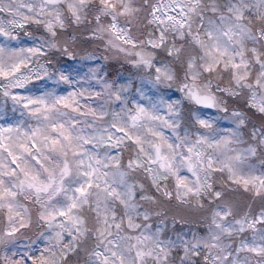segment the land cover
I'll list each match as a JSON object with an SVG mask.
<instances>
[{
  "label": "snow or ice",
  "instance_id": "snow-or-ice-1",
  "mask_svg": "<svg viewBox=\"0 0 264 264\" xmlns=\"http://www.w3.org/2000/svg\"><path fill=\"white\" fill-rule=\"evenodd\" d=\"M13 4L0 0V81L7 82L0 86V97L17 104L25 119L0 115V264H70L78 252L87 254L89 264H264V95L256 93L264 92V0H170L167 7L152 5L146 12L148 23L158 26L151 47L165 39L160 28H171L178 40L187 33L186 48L169 47L170 55L175 50L186 62L191 83L180 84L181 90L187 88L192 99L211 107L213 98L202 96L196 81L200 73H228L247 96V119L233 112L232 124L214 126L197 117L195 134L181 137L174 131L175 144L160 124L166 129L179 124L143 97L129 106L120 85L76 86L57 71L55 80L65 87L34 94L25 87L29 78L20 76L30 57L47 54L27 39L33 32L42 28L52 37L47 47H55L66 22L78 25L86 13L97 23L110 19L100 30L134 47L117 22V17L130 23L138 17L141 9L133 0ZM41 71L47 75L43 66ZM160 103L175 115L174 102ZM121 148L131 150L127 160ZM140 168L154 187L162 178L153 176L154 168L171 177L175 191L161 188L164 198H191L195 207L201 193L207 195L210 212L191 237L172 239L166 231L138 223L148 217L137 211L133 193L139 185L128 182V171ZM216 174L219 186L210 181ZM85 209L95 216L94 227ZM34 216L51 234L40 233V239L17 248Z\"/></svg>",
  "mask_w": 264,
  "mask_h": 264
},
{
  "label": "clouds",
  "instance_id": "clouds-1",
  "mask_svg": "<svg viewBox=\"0 0 264 264\" xmlns=\"http://www.w3.org/2000/svg\"><path fill=\"white\" fill-rule=\"evenodd\" d=\"M204 2L206 3V0ZM8 3L14 6L13 0H8ZM95 3L96 0H89L90 5ZM133 3L141 9L134 22L130 23L127 17H117V22L120 27L128 30L129 38L135 42L134 47L115 40L108 31L100 30L101 24L112 22L110 19L102 18L101 23H97L95 17L87 13L78 25L66 22L64 34L56 38L55 47H47L52 37L44 33L42 28L40 31L33 32L27 39L44 47L47 54L44 57L33 56L28 59L27 67L20 73V76L29 78L25 87L34 94L49 88L62 90L65 85L55 80L54 73L57 71L63 72L76 86L97 87V81L113 86L120 85L124 100L129 106L133 100L140 102L143 97L145 101L151 103L154 111L174 124H179V127L173 129H166L160 124V130L173 144L176 143L174 131L181 137L186 133L195 134V118L197 117L211 121L214 126L232 124L233 112H238L241 118L247 119V96L244 91L232 85L231 76L228 73H200L196 83L202 96L213 98L211 107H204V101L198 103L192 99L188 95L187 88L181 90L180 84L191 83L186 79L188 74L186 62L177 57L175 50L170 55L169 47L175 45L177 49L186 48L188 44L186 32L185 39L178 40L174 30L160 28L165 36L160 47L154 48L149 45L150 40L156 39L158 26L148 23L146 12L152 5L164 4L167 7L170 0H133ZM248 15L252 13L249 12ZM194 23L199 25L198 17L195 18ZM23 31L18 33L21 41L25 40ZM261 46L264 47V44ZM196 55L198 64L199 57L198 54ZM41 66L47 70V75L43 74ZM156 67H159V72L155 71ZM35 75H40L41 78L32 80L31 78ZM6 83L0 81V86H6ZM230 88L233 91H227ZM256 93L264 95L260 89H256ZM161 101L174 102L175 115H170L164 104L160 103ZM22 112L23 110L17 104L0 97V115L12 116L15 113L16 118L25 119ZM153 123L159 124V122ZM257 127H260L259 120H257ZM259 134L258 131L257 135ZM240 135L242 140H248L243 133ZM147 150L151 151L150 148ZM127 151L121 148L124 160L129 158ZM261 153L264 154V149H261ZM259 158L260 156L257 157ZM157 174L162 178L154 187L143 168L128 171V182L134 186L139 185L133 193L137 211L145 213L148 217L147 220L138 218V223L142 226L150 225L151 231H155L156 228L166 231L172 239H175L177 234H186L191 237L193 232L202 226V217L210 212L208 207L210 200L205 193H201L200 203L194 207L191 198L179 201L174 198H164L160 189L174 192L173 182L166 173L154 168L153 176ZM210 181L219 186L220 174L211 176ZM142 196L150 197V199H141ZM84 214L88 219L89 227H94L95 216L89 214L87 209L84 210ZM180 218H183L182 223L179 222ZM43 232L51 234L49 229L41 227V223L34 216L32 227L24 233L26 238L18 240L15 246L18 248L20 244H28L34 238L40 239L39 234ZM70 264H89V258L86 253L78 252L72 256ZM176 264H179L178 260Z\"/></svg>",
  "mask_w": 264,
  "mask_h": 264
}]
</instances>
